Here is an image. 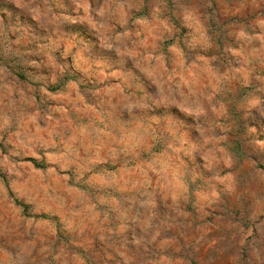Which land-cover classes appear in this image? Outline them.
<instances>
[{
	"label": "rangeland",
	"instance_id": "1",
	"mask_svg": "<svg viewBox=\"0 0 264 264\" xmlns=\"http://www.w3.org/2000/svg\"><path fill=\"white\" fill-rule=\"evenodd\" d=\"M0 264H264V0H0Z\"/></svg>",
	"mask_w": 264,
	"mask_h": 264
}]
</instances>
